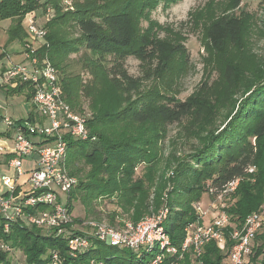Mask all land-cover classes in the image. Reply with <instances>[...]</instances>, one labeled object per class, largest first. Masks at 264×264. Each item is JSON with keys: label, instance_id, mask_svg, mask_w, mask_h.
Listing matches in <instances>:
<instances>
[{"label": "trees", "instance_id": "trees-1", "mask_svg": "<svg viewBox=\"0 0 264 264\" xmlns=\"http://www.w3.org/2000/svg\"><path fill=\"white\" fill-rule=\"evenodd\" d=\"M72 1L70 10L62 5L63 0H0V21L11 22L7 30L9 42L23 43L22 20L26 14L38 12L45 17L49 11L45 19L51 17L43 25L45 41L38 55L46 57L57 70L64 100L74 112L80 113L77 110L83 100L92 101L94 96V82L84 83L79 74L70 70L69 56L79 51L85 58L88 54L92 56L85 64L94 80L102 74L123 98L124 106L114 111L95 110L91 105L87 138L67 139L65 163L68 173L76 179L67 203L70 211L76 200L90 213L93 212L90 202L115 198L123 212L133 209L129 218L135 224L143 216L156 212L165 202L167 215L161 227L171 243L179 246L186 226L198 220L192 205L200 202L204 193L212 192L211 197L216 198L229 182L239 178L234 202L224 209L228 217L224 250L210 241L197 259L200 264H223L235 244L231 239L233 229H241L246 217L258 211L256 208L264 201V191L259 183L251 181L248 172L256 163V146L264 136V61L252 65L242 82L239 103L232 108L225 124L216 127L199 148L179 161L164 182L163 173H157L153 146L170 127L179 125L196 112V102L192 99L181 101L156 89L142 92V79L131 76L125 62L133 58L140 63L166 65L177 52L176 47L159 38L138 34L126 9L92 1ZM236 34L230 30L223 33L222 38L224 35L231 39ZM236 75L227 64L224 80L228 90L236 84ZM24 86L21 84L19 89ZM30 98L31 92L27 100ZM4 136L0 134V139ZM139 165H144L143 172L140 178L133 180ZM164 184L169 188L165 198L161 193L166 187ZM43 209L38 207L26 212ZM79 221L74 219L73 223ZM92 243L93 248L73 258L64 235L45 233L22 220H6L0 215V246L9 249L0 247V264H9L8 253L12 250L21 252L23 264H52L54 254L58 264H87L90 260L106 264L138 262L129 251L104 254L100 250L104 244L97 240ZM246 258V264H264V227L255 235ZM197 260L186 254L179 264H198Z\"/></svg>", "mask_w": 264, "mask_h": 264}, {"label": "rangeland", "instance_id": "rangeland-1", "mask_svg": "<svg viewBox=\"0 0 264 264\" xmlns=\"http://www.w3.org/2000/svg\"><path fill=\"white\" fill-rule=\"evenodd\" d=\"M79 1H92L94 4H107L110 8L126 9L138 34L159 38L177 49L166 65L157 62L140 63L133 58H128L125 62L128 73L142 79V92L156 89L181 101L192 99L196 102V112L191 113L179 125L170 127L160 136L161 141L153 146L157 173H163L165 182L179 161L199 148L216 127L225 124L232 108L239 103L242 82L252 65L257 61H264V0ZM62 5L65 9H70L73 1L63 0ZM34 14L42 28L51 17L46 20L44 15L38 12ZM7 21L9 20L0 22V49L6 45V49L11 51L16 45L8 46L13 42H9L8 35L6 36ZM220 21L221 25L218 24ZM230 30L237 33L236 37L226 39L223 35L222 38V34H227ZM82 53L79 51L69 56L70 70L73 74H79L84 83L94 82V96L92 101L87 98L83 100L80 110L77 111L87 112L89 115L91 105L95 110L103 108L104 111H114L124 106L123 98L116 93L106 77L99 74L94 80L90 68L87 69L85 64L92 56L88 54L85 58ZM227 64L231 65L237 74L236 84L231 90L226 88L224 80ZM5 98L3 91H0V112L5 113L9 109L12 119L26 117L29 107L22 96ZM5 129L0 123V132ZM135 129L136 127L134 132L137 133ZM2 141L3 138L0 139V144ZM8 144L10 146V143ZM256 148L257 160L249 173L251 181L259 183L264 191V136L260 138ZM3 159L4 156L0 153V171L6 172L8 167L2 163ZM143 167L144 165L136 167L133 180L140 178ZM168 189V185L162 188L163 196ZM115 202V198L92 201L90 203L93 212L88 213L84 205L76 200L72 203V216L82 222L71 223V227L87 231L88 221L112 228L130 222L129 215L133 209L125 213ZM233 202V195L223 202L216 201L207 193L200 199L202 208H208L211 204H225V207H229ZM164 206L165 202L156 212L164 209ZM263 208L264 201L256 210ZM208 220L209 218H205L206 222ZM100 250L104 254L119 253L117 249L108 246L101 247ZM148 257L146 256L145 260ZM8 258L9 264L24 263V256L18 250L10 251ZM247 262L248 258L245 257L243 264ZM223 264H227V260Z\"/></svg>", "mask_w": 264, "mask_h": 264}, {"label": "built area", "instance_id": "built-area-1", "mask_svg": "<svg viewBox=\"0 0 264 264\" xmlns=\"http://www.w3.org/2000/svg\"><path fill=\"white\" fill-rule=\"evenodd\" d=\"M48 14L49 11L45 14L46 18ZM22 25L25 33L23 61L10 62L0 69V88L21 84L29 88L35 117L19 121L2 118L6 131L3 133L5 136L0 144V153L8 157L7 166L11 176L0 177V185L4 188V191H0V215L6 220H22L45 233L64 235L73 258L93 248L92 240L118 251L131 252L138 260L133 264H179L186 254L197 260L210 241L224 250V229L228 226L225 204H211L208 208H202L200 202L194 203L192 206L198 220L186 226L179 246L171 243L161 227L166 219V208L145 216L135 224L126 222L118 228L94 221L86 223L87 231L71 227L74 219L67 203L76 179L68 173L65 163L67 139L87 138L89 115L72 110L64 100L57 70L46 57H39L38 50L44 44L46 31L38 25L36 15L33 12L26 14ZM26 159L32 161V167L27 171L23 167ZM251 171L249 169L248 172ZM23 176L25 182L20 185L18 180ZM239 181L236 178L229 182L215 198L216 201L223 202L233 195ZM38 207L45 209L26 212ZM205 218L209 220L206 222ZM263 227L264 208L249 214L241 229H233L231 239L235 244L227 253V264H243L255 235ZM4 229L7 230L6 224ZM0 247L9 250L6 246ZM146 256H149L147 260ZM53 258L52 264H58L55 254ZM87 264L106 263L90 260Z\"/></svg>", "mask_w": 264, "mask_h": 264}, {"label": "crops", "instance_id": "crops-1", "mask_svg": "<svg viewBox=\"0 0 264 264\" xmlns=\"http://www.w3.org/2000/svg\"><path fill=\"white\" fill-rule=\"evenodd\" d=\"M7 22H8L7 28L5 29L6 36H7V30H8V28L11 25L10 21H7ZM10 45L11 46L12 45H16V46L11 51H8V49H6V47H7L6 45H5V47H3V49H0V69L5 67L10 62L17 63V62L23 61V55H22V53H23V49H22L23 43H20L18 41H14L13 43L9 44L8 46H10ZM19 87H20V85H18L16 87H14V86H4V87L0 88V91H3V94H4V96L6 98L22 96L24 98V100H25V103L29 107V109L27 110L26 117L25 118L17 117V118L12 119L11 118V113H10V111L8 109L7 111H5V113L0 112V123L2 125H4L3 122H2V118L3 117H9L11 120H14V121H19V120H23V119H27V118L33 119L35 117V109H34V106H33L32 102H31V98H30V100H27L29 95H30L29 88L24 86L23 88H20L21 89L20 90ZM4 127H5V125H4ZM5 131H6V129L5 130H1L0 134H3ZM3 156H4V159H3L2 163L7 165L8 164V157L5 154H3ZM23 167H24L25 171L29 170L32 167V161L30 159L24 160ZM2 175L11 176V170L8 168V171H6V172L0 171V177ZM21 181H22V184L25 182V176L20 178L18 180V183L21 184ZM0 191H4V188L1 185H0Z\"/></svg>", "mask_w": 264, "mask_h": 264}]
</instances>
